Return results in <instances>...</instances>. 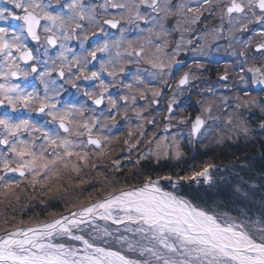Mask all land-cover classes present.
Returning <instances> with one entry per match:
<instances>
[{
	"label": "snow or ice",
	"instance_id": "1",
	"mask_svg": "<svg viewBox=\"0 0 264 264\" xmlns=\"http://www.w3.org/2000/svg\"><path fill=\"white\" fill-rule=\"evenodd\" d=\"M222 133L264 145V0H0V264H264V151L194 163Z\"/></svg>",
	"mask_w": 264,
	"mask_h": 264
},
{
	"label": "rangeland",
	"instance_id": "2",
	"mask_svg": "<svg viewBox=\"0 0 264 264\" xmlns=\"http://www.w3.org/2000/svg\"><path fill=\"white\" fill-rule=\"evenodd\" d=\"M197 27H200V26H197ZM194 35L195 34H192V35H186L185 36V38L186 39H189V38H194ZM173 41H175V40H177V39H179V33H174L173 34V36H172V38H171ZM225 41H220V43H224ZM191 55V53H187V54H182L181 55V59H186L187 57H189ZM221 56H226V53H221L220 54ZM223 72V67L221 66L219 69H217L216 67H214V66H209V71H207V72H205V73H203L202 74V77L203 78H205V79H208V80H210L211 82H215L216 81V77H217V75L219 74V73H222ZM195 83H197V84H199L200 82L199 81H196ZM197 97H195V96H193V101H195V99H196ZM163 107H165V105L164 104H162L161 105V108H163ZM189 111L190 112H193V114L195 113V109H192V108H190L189 109ZM253 113H254V118H252L250 121H249V125L251 126V127H255V125L257 124V123H259V117H260V113L257 111V110H253ZM253 120H255L256 121V123H253L252 121ZM222 134H224L225 135V140L222 142V143H219V144H217V143H215V141L213 140V141H209L208 142V147L207 148H202L201 149V154L198 156V158L196 159V161H194V163H196V164H199L200 163V161H199V159L200 158H202V156H204L206 153L208 154V153H211V152H213L215 149H225L226 147H231V146H229V145H233V144H238L237 143V141H242V139H244L243 138V136H241L239 139H228L227 138V134L226 133H222ZM260 137H257V142L258 141H260ZM244 141V140H243ZM247 142V141H246ZM249 143H251V141H248ZM229 143V144H228ZM185 151H187V149H185ZM120 153V146L119 145H117V146H115V154H119ZM205 162V161H204ZM237 162H232V164L231 165H233V164H236ZM228 164L230 165V162H228ZM87 178V177H86ZM219 189V190H218ZM222 191V193L225 195V193H228V190L227 189H225V188H217V189H212L211 191L213 192V196H215V197H217L218 196V192H216V191ZM210 190H208V191H206L205 193H207V192H209ZM226 195H228V194H226ZM41 199H44V200H46V201H50V197H40ZM256 199L258 200L259 199V196H257L256 197ZM220 201H223V198H220L219 199ZM52 202H49L48 203V205H47V207H45V206H38V205H36L35 204V202H33V205H34V207H35V209L33 210L34 212L32 213V214H30L29 216H26V218H25V220H27L28 219V217H33V216H39V218H41V219H44V218H46L47 217V213L48 212H63L64 211V208H63V206H62V202H59L58 204L59 205H57V207L56 208H53V207H51V205H53V204H51ZM227 205H229V207H231L232 205L230 204V203H226ZM37 209V210H36ZM30 210H32V209H29L28 211H30ZM110 227H115V226H112V225H109Z\"/></svg>",
	"mask_w": 264,
	"mask_h": 264
},
{
	"label": "trees",
	"instance_id": "3",
	"mask_svg": "<svg viewBox=\"0 0 264 264\" xmlns=\"http://www.w3.org/2000/svg\"><path fill=\"white\" fill-rule=\"evenodd\" d=\"M238 144L229 145L231 147H226L225 149H215L211 153H206L202 158L199 159L200 163L204 161H210V162H216V161H234L239 160L238 163L246 160H253L257 161L259 158V154L264 151V145H262L259 141L256 144H250L246 145L245 141H237ZM229 144V143H228ZM210 191L207 193H204V196L209 201L211 200H219L220 198H223V201L227 203L229 201V196L226 195L228 193H225V195L222 193V191H216L218 192V196H213L212 189H209ZM220 201V200H219ZM59 202H52L51 207L56 208ZM33 204V203H32ZM229 207V205H227ZM243 207V205H241ZM29 209H32L28 211ZM35 209L34 205H30V207L27 209V211L24 213L23 218L25 219L26 216H29L32 214ZM37 210V209H36Z\"/></svg>",
	"mask_w": 264,
	"mask_h": 264
},
{
	"label": "flooded vegetation",
	"instance_id": "4",
	"mask_svg": "<svg viewBox=\"0 0 264 264\" xmlns=\"http://www.w3.org/2000/svg\"><path fill=\"white\" fill-rule=\"evenodd\" d=\"M242 140H244V139H242ZM250 144L252 145V143H249L248 141L246 142V145H250ZM238 161L239 160H237V163H238ZM228 162H230V165L228 164ZM232 162L233 161H231V160L230 161H227L226 160V161H216V162H213V163H215L216 165H218L222 169V171L219 172V173H216V175H224L223 174V170L227 171L228 166H231ZM234 162H236V160H234ZM31 205H33V204H31Z\"/></svg>",
	"mask_w": 264,
	"mask_h": 264
},
{
	"label": "bare ground",
	"instance_id": "5",
	"mask_svg": "<svg viewBox=\"0 0 264 264\" xmlns=\"http://www.w3.org/2000/svg\"><path fill=\"white\" fill-rule=\"evenodd\" d=\"M228 167H230V166H228ZM223 174L224 175H227V171L223 170Z\"/></svg>",
	"mask_w": 264,
	"mask_h": 264
}]
</instances>
